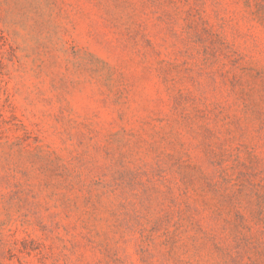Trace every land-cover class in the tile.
<instances>
[{
    "label": "rangeland",
    "instance_id": "1",
    "mask_svg": "<svg viewBox=\"0 0 264 264\" xmlns=\"http://www.w3.org/2000/svg\"><path fill=\"white\" fill-rule=\"evenodd\" d=\"M0 264H264V0H0Z\"/></svg>",
    "mask_w": 264,
    "mask_h": 264
}]
</instances>
